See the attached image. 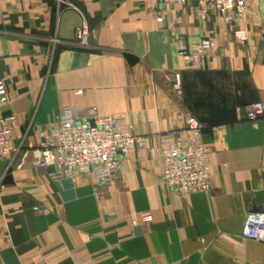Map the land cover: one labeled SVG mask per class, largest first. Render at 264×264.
<instances>
[{"label":"crops","instance_id":"1","mask_svg":"<svg viewBox=\"0 0 264 264\" xmlns=\"http://www.w3.org/2000/svg\"><path fill=\"white\" fill-rule=\"evenodd\" d=\"M242 1L228 25L158 0H0V118L17 122L0 163V264H264V243L240 236L245 215L264 212V118L243 114L264 102V0ZM83 20L86 49L73 45ZM204 38L214 48L185 69L179 47ZM92 107L144 138L105 196L90 174L50 178L33 153L38 128ZM187 115L211 145V190L181 195L162 181L159 149L162 135L188 141Z\"/></svg>","mask_w":264,"mask_h":264},{"label":"built area","instance_id":"2","mask_svg":"<svg viewBox=\"0 0 264 264\" xmlns=\"http://www.w3.org/2000/svg\"><path fill=\"white\" fill-rule=\"evenodd\" d=\"M160 8L174 9L193 6L200 22L216 13L228 25H233L247 13L242 0H158ZM88 28L83 20L74 32L76 48L86 49ZM209 38L201 39L190 47H179L178 56L184 68L199 70L208 52L214 48ZM171 90L176 97L181 95L180 73L174 72ZM6 89L0 82V107L7 104ZM246 121L264 118V102H256L243 108ZM138 118V115L136 116ZM17 127L13 115L0 118V163L14 151L11 135ZM205 127L194 117L187 115V142L179 136L162 135L161 178L171 191L185 195L209 192L210 143L203 139ZM41 143L33 151L39 168H52L50 178L76 179L80 174L93 177V189L98 196L108 194L113 185H120L124 175V159L135 148H141L144 138L133 133L132 125L125 114L101 115L95 107L87 111L64 109L57 121L46 129L38 128ZM4 175L0 176V181ZM240 236L244 240L264 243V212H250L244 217ZM57 264V263H42Z\"/></svg>","mask_w":264,"mask_h":264},{"label":"water","instance_id":"3","mask_svg":"<svg viewBox=\"0 0 264 264\" xmlns=\"http://www.w3.org/2000/svg\"><path fill=\"white\" fill-rule=\"evenodd\" d=\"M11 182H12L11 176H6L3 181V184L6 185V184H10Z\"/></svg>","mask_w":264,"mask_h":264}]
</instances>
